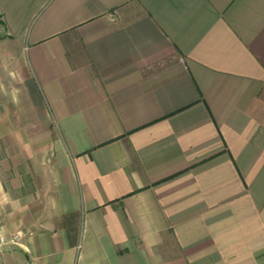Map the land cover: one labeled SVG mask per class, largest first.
<instances>
[{
  "label": "crops",
  "instance_id": "crops-1",
  "mask_svg": "<svg viewBox=\"0 0 264 264\" xmlns=\"http://www.w3.org/2000/svg\"><path fill=\"white\" fill-rule=\"evenodd\" d=\"M0 264H264V0H0Z\"/></svg>",
  "mask_w": 264,
  "mask_h": 264
},
{
  "label": "built area",
  "instance_id": "built-area-1",
  "mask_svg": "<svg viewBox=\"0 0 264 264\" xmlns=\"http://www.w3.org/2000/svg\"><path fill=\"white\" fill-rule=\"evenodd\" d=\"M19 237H20V233L18 232L12 234L11 236H6L2 230V226L0 223V245L7 242L16 243Z\"/></svg>",
  "mask_w": 264,
  "mask_h": 264
}]
</instances>
